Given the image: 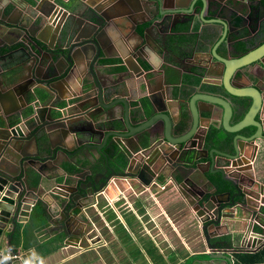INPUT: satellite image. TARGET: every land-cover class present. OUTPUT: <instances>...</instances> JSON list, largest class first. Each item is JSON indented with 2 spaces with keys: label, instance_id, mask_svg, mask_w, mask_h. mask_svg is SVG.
<instances>
[{
  "label": "water",
  "instance_id": "obj_1",
  "mask_svg": "<svg viewBox=\"0 0 264 264\" xmlns=\"http://www.w3.org/2000/svg\"><path fill=\"white\" fill-rule=\"evenodd\" d=\"M41 1L47 2V0ZM77 1L78 6L74 8L73 12L65 9L59 11L60 4L54 2L52 3L53 12L43 14L45 18H42L41 21H37V19L34 21L35 26L51 24L53 20L62 21L61 27L55 28L56 33L50 29L57 38L60 33V37L63 39L60 41L58 38V47L54 48V51L48 52L38 47L36 42L30 41L35 56L26 53L27 47L22 46L20 51L25 56V62L20 65L19 72L17 70L11 72L10 76L0 80V118L9 124L0 129V237L4 233H14L18 223L26 222L30 217V213H28L30 207L36 203L45 207L46 223H60L65 226L66 230H69V225L74 223L71 216H77L76 214L73 215L72 212L79 210L81 200L84 197H89L93 201L95 194H99L111 178L116 176L125 178L129 175H135L138 180L145 181L146 185L148 181L144 178L145 173L151 172L154 176L163 175L166 170L171 169V164L177 161L179 168L177 167L173 171L175 174L180 173V171L186 174V171L192 169L191 174L195 173L196 175L194 180L196 182L200 180L204 186L202 189L205 193H193L191 192L192 189L187 191L181 187L178 190L185 203L193 212H196L198 223L201 224H197V228L204 234V239L208 243L209 235L213 236L210 232L219 229V225L224 219L222 211L226 207L234 208L237 211L244 210L243 212L246 213L248 209L254 211L258 201L264 202V184L258 183L249 171L250 163L255 161L262 163L261 168L264 170V156L263 159L259 160L260 154L264 153V121L259 122L255 119L259 113L264 112V92L260 85L261 81L262 83L264 81V42L246 54L231 59L216 54L218 45L212 49L214 60L211 59L210 63L215 67L213 72L220 76L219 81L214 84L219 88L220 93L200 90L187 100L179 101L170 95L167 87L170 84L168 85L166 77L162 76L161 81L156 79L158 88L153 89L154 93H151L149 107L140 106L133 113L128 112L127 101L130 99H126L128 95H133L131 92L133 84L131 85L129 82L125 85V93L120 95L121 98H115L108 102L107 99H104L105 93L102 92V88L106 86L102 82L98 84L93 66L101 54H107L106 48H109V37L116 40L123 38L128 45V48H125V44L121 43L122 41L119 42L123 46L121 57L126 60L127 71L125 73L133 76L132 82L138 80L140 76L146 79L145 71L137 60L146 56L147 49L159 51L157 44L153 43L148 36L152 37L151 32L155 30L154 27L160 26L162 23L150 24L142 36L137 34L136 25L147 24L152 22L154 18L162 16L164 18L169 15L168 17H172L170 27L175 29V24L179 22L182 14L184 16L196 12L195 4L197 1L201 3V7H199L201 22L218 24V28L222 32L219 43L225 42L229 50L231 49V44H229L231 42L226 35L230 30H233L230 22L232 16H240L242 26H245L247 19H251L252 23L253 21L255 23L250 25L258 30L260 22L264 20V0L262 4H259L258 9L251 5L252 0ZM124 1L129 9L125 8ZM227 4L234 11L226 7L223 8ZM73 6L71 4L69 9L72 10ZM208 10L222 11L219 12L218 16L214 15V20L205 21L203 13ZM249 12H251V16L248 14ZM87 13L90 14V17H87ZM91 19L94 21L90 22ZM122 23L128 24L126 29L130 31L129 36L121 28L120 24ZM48 27L52 28L50 25ZM167 28V26H161V29ZM234 28L237 27L234 26ZM115 29L118 31L115 32ZM109 32H114L112 37L109 36ZM28 34L30 37H34L32 29L28 30ZM132 38H136L140 44L132 43ZM47 45L49 46V44ZM159 55L162 56V53ZM54 59L58 60L54 65V71L49 69L46 75H42L43 68H48V64ZM129 63H132L135 68L131 69ZM62 65L64 72H60ZM83 65H87V72H84ZM80 66L84 70L80 73V84L89 87L90 90H97L94 96L80 91L77 93L80 100L60 111L58 107L61 104L60 100L58 101V97L52 95L50 102L45 103L43 108L33 110L28 116L32 118L31 124L24 125V122L15 121L10 123L11 116H22L21 107L23 104L24 108L28 105V100L33 95L31 90L35 84L39 83L38 80L48 81L49 89H45V91L51 95L50 90L57 91V86L69 79L70 75L75 74L76 69L79 70ZM255 67L260 72L258 75L251 72ZM249 74L253 76L254 82L249 80ZM245 80L248 81L247 84L244 82ZM22 82L25 83L22 85ZM162 85L165 87L163 92L160 91ZM112 86L114 83H110V87ZM148 87H150L149 82L145 84V89ZM109 95L111 97L117 95V90L110 91ZM6 100H10L9 103L14 108L10 112L4 108ZM242 100L248 102V109L239 122L233 123V115L242 106L239 103ZM11 101L20 102V105L17 106ZM173 104L176 105L177 110L186 116H181L177 122L167 114L172 113ZM115 107L122 110L118 116H113L109 111L111 109L113 111ZM206 115L204 123H208V125L203 128L201 119H203L202 116ZM217 116H220V120L216 118ZM29 118L27 119L29 120ZM210 121L219 123V125L213 123L209 125ZM213 125L233 134L229 145L225 148V150L231 148L229 152L204 148L207 128ZM249 127L255 129L252 134L247 136L239 133ZM111 138L115 140L121 138L143 147L140 149L141 154H139L141 155V162L134 164L136 158L130 156L127 160V168L124 170L125 172L123 171L124 174L122 172L118 175L109 168V164L105 160L103 164L108 172L106 175L105 173H98L93 182L91 178L89 183L82 185H58L47 194L52 198V203L44 202L40 192L31 195L28 181L32 182L38 177V185H41L42 178L46 176L47 171L56 167L59 170L61 157L68 160L77 154L89 158L91 156L89 151L94 148L97 150V154L105 159L104 150L109 149L112 142ZM157 140L159 142L165 141V146L171 143L172 145L175 144V151L172 149H155L156 144L153 142ZM182 144L186 149L183 152L186 154L196 149L195 164L190 167L186 166V169L181 168L183 165L178 153ZM246 150L250 152L247 158L241 155ZM200 159H207L208 161L204 163L200 162ZM241 159L243 164L248 166L247 168L240 167ZM30 171H33V175L29 177L28 172ZM207 172L219 173L221 179L228 183L233 191L217 192L207 175L205 176ZM185 174H183L184 177ZM99 177L102 179L101 183L96 181V178ZM37 188L36 191L39 190ZM83 195L85 196L82 197ZM188 196L193 199L191 200ZM71 197L72 205L67 206L62 198L70 199ZM68 217L70 219H67ZM77 219L80 218L77 216ZM81 222L84 221L81 220ZM85 225V229L77 236L80 248L83 247L82 243H87L88 240L92 243L100 241L98 237L91 238L95 231L89 224ZM10 241L11 238L9 237L8 247L11 257L7 260L1 259L0 264H19L20 262L18 252L12 249ZM261 241L260 239L255 240L252 244L258 245Z\"/></svg>",
  "mask_w": 264,
  "mask_h": 264
},
{
  "label": "crops",
  "instance_id": "obj_2",
  "mask_svg": "<svg viewBox=\"0 0 264 264\" xmlns=\"http://www.w3.org/2000/svg\"><path fill=\"white\" fill-rule=\"evenodd\" d=\"M67 1L68 0H47V2H42L41 0H0V80L10 76L11 72H15L16 70L19 72L20 65L25 62V56L20 51L22 46L27 47V49L25 48L26 53L35 56V51L32 49L30 41L36 42L38 47L48 52H52L54 48L58 47V38L60 41H63V39L60 37V33L58 34V38L54 34L56 33L55 28H60L62 21L58 22L53 20L51 24H45L44 26H35L34 21L35 19L41 21L42 18H45L43 14L53 12L54 7L52 3L54 2L60 4L59 6H61V8L59 11L65 9L69 12H73L74 8L78 6V1ZM172 1L176 2V0ZM39 2L41 3L39 4ZM262 2L263 0H252L251 5L258 9L259 4H262ZM71 4L74 5L72 10L69 9ZM124 5L125 8L129 9L125 1ZM199 7H201V3L197 1L195 4L196 12L185 14L184 16L182 14L179 22L175 24V27H177L178 25L187 23L190 16L193 17L186 32H174V28L171 29L170 27L172 17H168L169 15L164 18L163 16L154 18L152 22L147 24L136 25L137 34L142 36L145 33V29L150 24L162 23L160 26H155V30H152L151 35L153 39L151 36H148L153 43L157 44L158 48L161 44L162 37L170 38L168 50H170L172 54L170 52L168 54L162 52V56H160L159 53H161V51H151V49H147L146 56L137 60L145 71L146 79L140 76L138 80L135 82L133 81L134 83L132 82L134 78L125 73L127 71V66L125 64L126 60L121 57L123 46L119 42L122 41L121 43L125 44L124 47L128 48L126 40L123 38L116 40L109 37V48H106L107 54H101L99 60L93 66V70L97 75L95 78L98 84L102 82L103 85L106 86L102 88V92L105 93V97H107H104V99H107L109 102V100L121 98L122 96L120 95L125 93V85L130 82L131 85L133 84V88H131L133 95H128L126 97L127 100L130 99L127 101L129 108L128 112H136L140 106L149 107L150 98L152 96L151 93H154L153 89L158 88L156 79L161 81L162 76L166 77V82L168 85L170 84L167 86L170 95L179 101L187 100L189 97L196 94L197 91H209L213 89V87H215V93H220L219 88L214 85L219 81L220 76L218 73L213 72L215 67L210 63L211 59L212 61L214 60L211 52L212 49L218 45L216 47V54L218 56L230 59L237 58L235 57L237 50H235L234 45H236L237 41L241 40L240 37H242L241 35L243 32L248 35V33H250V28L256 30V27L253 25H245L234 28V24L232 25L230 21L233 30H230L226 35L229 42H231H228L231 44V49H229V51L225 42L219 43L222 32L218 28V24L201 22L199 18L201 10ZM224 7L234 11L228 4L227 6H223V8ZM219 12L211 10L207 12L204 11L203 17L205 21H211L215 19L214 15H219ZM251 12H249L250 16L252 15ZM86 15L90 17L88 13ZM4 16H6V18H3ZM93 21L92 19L90 20V22ZM195 23H198L199 26L198 29L194 31ZM254 23L253 21L251 24ZM49 25L52 28H49ZM120 26L129 36L130 31L126 29L128 24L122 23ZM161 26H167L168 28L164 30L161 29ZM29 29H32L34 37H30L28 34ZM50 29L54 30L55 33L53 34ZM117 31L118 30L115 29V32ZM112 33L114 32H109V36L112 37ZM191 37L200 41V45H194L195 50L190 55L186 56L176 51L177 48L178 50L182 48L186 49L192 43L193 39H191ZM131 42L136 45L140 44L136 38H132ZM46 43L49 44V46ZM151 48L153 49V47ZM56 61L58 60L54 59V61L48 64V68H43L42 75H46L49 69H52L53 72ZM129 66L131 69L135 68L132 63H129ZM83 68L85 71L82 69V66H80L79 70L76 69L75 74L70 75L69 79L59 84L57 86L58 93L55 90H50L51 95L45 91V89H49L47 85L48 81L38 80L39 83L35 84L32 88L33 90H31L33 95L30 96L28 105L24 108L23 104L21 107L23 112L22 116H11L10 123L15 121L20 123L24 122V125L31 124L32 118L28 116L33 110L43 108L45 103L50 102L52 95L58 97V101L60 100L61 104L58 105L60 111L65 110L67 107L79 101L80 99L77 93L80 91L94 96L97 90H90L89 87L81 86L80 84L81 71L87 72L88 70L87 65H83ZM194 68L200 69L202 73L196 74L193 71ZM60 72H64V66ZM251 72L256 75L259 74L256 67ZM249 80L255 81L250 74ZM147 82H149L150 87L145 89V84ZM195 82L198 83L196 84ZM244 82L246 84L248 83L246 80ZM23 83L25 82H22V85ZM110 83H114V86L110 87ZM114 90H117V95L111 97V95H109L110 91ZM163 90H165V87L162 85L160 91L163 92ZM181 94L183 97H181ZM178 95L180 98H178ZM81 96L83 97V95ZM9 101L10 100H6L4 104V108L7 112L14 109ZM34 102L36 108L33 106ZM15 105H20V102H16ZM182 108H184V106H182ZM109 111L113 116H118L122 112L118 107H115L113 111L112 109ZM167 114L170 118L172 117L175 122H177L181 116L186 117L181 111L177 110L174 104L172 113ZM202 117L201 125L205 128L208 125V123H204V118H206L207 115ZM27 118H29V120ZM216 118L220 120V116ZM212 123L219 125V123L212 121L209 122V125H212ZM8 125L7 121L0 118V129ZM209 127L210 126H208V128ZM174 135L176 136L177 134ZM111 139L112 142L109 149L104 150V154L106 155L105 159H102L94 148L89 151L91 154L89 158L77 154L75 157H71L68 160L61 157L59 170L58 167H56L47 171L45 173V179L42 178L41 185H38V177V180L35 179L32 182L28 181L31 195L40 192L44 202L49 201L52 203V198L47 194L58 185H82L87 182L89 183L91 178L93 182L95 175L98 173H105L106 175L108 172L103 164L105 160L108 162L109 168L118 175L122 174L124 171L120 170L123 164H125L124 169L127 168V160L130 156L136 158L134 164L141 162V155L139 154H141L140 149L143 147L121 138H118L119 140H115L114 138ZM42 142H44V139H42ZM157 142L158 140L153 143L156 144ZM254 145L256 144L254 143ZM161 147L162 149H172L173 151L176 149V145H172V143L168 144V146L163 145L155 149H160ZM180 147L182 148L180 151L178 150V153L183 154L182 151L186 150L184 144ZM230 149L231 148L218 151L229 152ZM195 150L183 154L191 158V162L186 165L182 163L183 166L181 168L186 169V166L190 167L195 164ZM117 152L121 153L120 158L117 162L111 163L109 161V154H115ZM249 153V150H246L244 154L241 155L247 158ZM179 156L181 159V155ZM214 156L216 157V155ZM201 160L203 159H200V161ZM207 161L203 162L206 163ZM240 161L241 168L248 167L243 164L242 159ZM261 164L262 163L255 161L251 164V167L249 166V171H251V174H253L258 183L264 184V170L261 168ZM178 166L179 163L174 161L170 166L171 169L166 170L163 175L159 176H154L151 172H149L150 174L145 173L144 178L148 181L146 185L144 183L145 181L142 182L138 180L135 175H129L125 177V179H122L123 176L111 178L108 180L109 185L107 182L106 186L102 189L103 191L101 190L102 194L95 195L93 201L90 200L89 197H84L85 195L82 196L84 198L81 200L79 210L72 213L73 215L76 214L80 218V221L82 220L84 222L80 223L77 216H71V220L74 223L69 225V230H66L65 226L60 223H46L44 214L46 209L42 204L36 203L33 207H30L28 212L30 213V217H28L26 222L18 223L14 233H4L0 237V255L4 256L5 254H10L8 247V240L10 237L12 249L18 252L20 259L19 264H247V260H252L254 257L263 260L256 264H264L263 237H257V240L260 239L262 241L258 245L255 243V250H246L248 249L246 246L247 242L245 243L246 239L244 241L243 237L248 225L243 221V218L246 216L247 211L244 213V210L237 211L234 208L226 207V209L222 211L224 219L221 221L219 229L212 230L210 234L213 236L209 235L208 243L205 241L204 234L199 231L196 225L198 224V219L195 215L196 212H193L190 207L188 208L187 203H185L178 190L179 187H181L187 191H189L188 189H192L191 192L193 193H205L202 189L204 186L200 180H198L199 183L194 180L196 175L195 173L191 174L192 169L186 171V174L182 171L175 174L173 171L177 169ZM72 168H75L77 172H72ZM208 173L209 172H207L205 176ZM183 174H185V177ZM31 175H33V171L28 172V176L30 177ZM100 178L101 177L96 178V181L99 183L102 182ZM153 182L167 184L168 186L165 191L157 195L156 202L154 199L149 198L150 193L148 192L157 191L156 187L152 184ZM36 188L39 190L36 191ZM208 189L211 190V188ZM230 189L233 191L231 186ZM121 192L124 194L121 195ZM188 197H190L191 200L193 199L191 196ZM30 198L32 199L31 196ZM53 198L55 197L53 196ZM62 200L67 203V206L72 205V197L70 199L62 198ZM107 202L109 203V209L106 207ZM249 212L251 211L249 210ZM99 213L103 214L104 221L107 225L100 219ZM162 216H164L167 222V225H164V227H166L164 234L161 230L162 228L159 229L156 226L159 225L158 223L161 224L158 219H161ZM258 218L264 223L262 216H258ZM67 219L70 218L68 217ZM190 220L191 222L192 220L195 221L196 229H188L185 231V224L190 223ZM85 224L92 226L95 232L91 235V238H100V244L95 243L94 240V243L88 240L87 243H82V248L79 247L80 243L77 240V236L85 229ZM237 224L240 225L238 230L236 229ZM225 225L226 228H224ZM253 228L255 232L263 235V232L257 227ZM64 232H66V235H64ZM190 232L194 235L190 236ZM232 234L239 235L237 242H234L235 239ZM245 238H247V235ZM242 241H244V243ZM241 243H243V246H241ZM248 243L250 245V242ZM229 248L230 250H227ZM217 249L222 250L219 251L222 253L214 252Z\"/></svg>",
  "mask_w": 264,
  "mask_h": 264
},
{
  "label": "trees",
  "instance_id": "obj_3",
  "mask_svg": "<svg viewBox=\"0 0 264 264\" xmlns=\"http://www.w3.org/2000/svg\"><path fill=\"white\" fill-rule=\"evenodd\" d=\"M193 17H189L188 22L184 23L182 25H178L177 27H175V29L173 30L174 32H178V31H183L186 32V29L189 28V24L192 21ZM234 24L235 25H239L240 24V19L238 18H234ZM199 24L195 23L194 26V31L198 29ZM241 40L236 43V56L235 57H239L240 55H243L245 53H247L251 48L256 47L258 44L264 42V23L261 25L259 31L257 32L256 36L253 39H245L246 34L243 32ZM191 39H193V37H191ZM194 45L199 46L200 45V41H197L196 39L192 40V43L186 48H182L181 50H179L182 54L184 55H190L194 50ZM196 74H201L202 71L198 68H194L193 70ZM196 84L198 82H195ZM180 95V94H179ZM178 95V96H179ZM186 95V94H185ZM184 95V96H185ZM181 97L182 94H181ZM180 98V96L178 97ZM240 105H242V107L235 113V115H233V123L238 122L240 119L243 118L244 114L246 113L247 109H248V102L245 100H242L239 102ZM233 137V134L228 133L226 131H224L221 127H216V126H210L207 130L206 136H205V140H204V148L206 150H211V149H217V150H225V148L229 145L231 139ZM193 154V153H192ZM121 153L117 152L115 154H109V161L112 163L117 162V160L120 158ZM205 162L207 161V159H203L200 162ZM187 163L191 162V158L188 157L187 161H185ZM123 168V169H122ZM122 168H120L121 171L125 170V164L122 165ZM72 172H77V170L75 168H72ZM208 179L210 180V182L213 184V186L216 188L217 192H225V191H231L230 189V185L226 182H224L219 173H208L207 174ZM260 255V254H259ZM252 261V263H251ZM263 260L258 258V257H254L252 260H247V264H253V263H260Z\"/></svg>",
  "mask_w": 264,
  "mask_h": 264
},
{
  "label": "built area",
  "instance_id": "obj_4",
  "mask_svg": "<svg viewBox=\"0 0 264 264\" xmlns=\"http://www.w3.org/2000/svg\"><path fill=\"white\" fill-rule=\"evenodd\" d=\"M261 87L263 88V92H264V82L261 85ZM263 102H264V100H263ZM33 104H34L33 105L34 108H36L35 102ZM262 121H264V114L262 115ZM163 144H165V142L162 141L159 144H157V147L162 146ZM122 179H125V178H122ZM152 184L156 187L157 191H153V192L148 191L150 193L149 198L154 199V201L156 202L157 195L160 192L165 191L168 186H167V184H160V183L158 184L156 182H153ZM108 185H109V182H108ZM102 191H100L99 194H102ZM99 194H95V195H99ZM123 194L124 193L121 192V195H123ZM106 207L109 209V203L108 202L106 204ZM111 208L113 209L112 206H111ZM99 216H100V219L104 222V224L107 225L105 223V221H104L103 214L102 213H99ZM258 216H262L263 217L262 220L264 219V202H259L258 201L257 202V206L255 207V210L249 212V209H248L246 216H244V218H243V221H245L247 223V225H248V226L246 225L247 226V229H246L245 235L243 237L244 241L246 239V241H245V243L247 242L246 243V246L248 245L247 246L248 249H246L247 251H253V250L256 249L255 244L252 246V242L255 241V240H257V237L258 238L259 237H261V238L263 237L264 238V223H262L259 220ZM198 224L201 225L200 223H198ZM253 227H257L259 230H261V232H263V235H260L258 232H255ZM246 235H247V238H245ZM244 241H242V242L244 243ZM248 242H250V245H249ZM95 243L100 244V241L99 242H95ZM243 243H241V246H243ZM227 250H230V248L227 249ZM219 251H222V250H218L217 249L214 252H216V253H222V252H219ZM231 251H234V250H231ZM10 257L11 256L9 254L8 255L5 254L4 256L3 255H0V259H4V260L10 259Z\"/></svg>",
  "mask_w": 264,
  "mask_h": 264
},
{
  "label": "flooded vegetation",
  "instance_id": "obj_5",
  "mask_svg": "<svg viewBox=\"0 0 264 264\" xmlns=\"http://www.w3.org/2000/svg\"><path fill=\"white\" fill-rule=\"evenodd\" d=\"M249 14V13H248ZM250 15V14H249ZM234 18H238V19H240V24L239 25H235L234 24ZM231 22L234 24V26H236L237 28H238V26L240 27V26H242V19L240 18V16H232V18H231ZM245 25H248V26H250V24L252 23V21H251V19H247L246 21H245ZM264 23V20H262L261 22H260V25H259V29H260V27H261V25ZM259 29L257 30V28H256V30H250V33H248V35H246V37L247 38H245V39H253L255 36H256V34H257V32L259 31ZM170 38L169 37H162L161 38V44L159 45V48H158V50L159 51H161V53L163 52V53H166V54H168L169 52L172 54V52L170 51V50H168V45L170 44ZM239 41H237V43H238ZM166 45H167V48H166ZM161 46V47H160ZM234 48L236 49V46L234 45ZM233 48V49H234ZM250 50H252V48L250 49ZM249 50V51H250ZM176 51H178V52H180L179 50H178V48H177V50ZM248 51V52H249ZM246 54V53H245ZM244 55V54H243ZM240 56H242V55H240ZM148 70V69H147ZM259 72V71H258ZM260 73V72H259ZM264 82V81H263ZM263 83H262V81H261V83H260V85H262ZM214 88L215 87H213V89H211V90H209V91H211L212 93H215V91H214ZM242 106H240V108H241ZM264 114V112L263 113H259L258 115H257V117L255 118L257 121H261L262 122V115ZM241 120V119H240ZM239 120V121H240ZM238 121V122H239ZM237 123V122H236ZM255 131V129L254 128H251V127H249V128H247V129H244V130H241L239 133L240 134H243V135H250V134H252L253 132ZM162 142V141H161ZM160 142L158 141L157 143H156V145H155V147H157V144H159ZM153 144V143H152ZM164 145V144H163ZM162 145V146H163ZM165 146V145H164ZM162 148V147H161ZM182 148V147H181ZM181 148L179 149V151L181 150ZM183 152V151H182ZM185 152H183V154H184ZM183 154H179V155H181V163H183V164H188L187 162H185V161H187V159H188V156H185V155H183ZM253 162H251L250 163V166H251V164H252Z\"/></svg>",
  "mask_w": 264,
  "mask_h": 264
},
{
  "label": "rangeland",
  "instance_id": "obj_6",
  "mask_svg": "<svg viewBox=\"0 0 264 264\" xmlns=\"http://www.w3.org/2000/svg\"><path fill=\"white\" fill-rule=\"evenodd\" d=\"M263 158V154H260V156H259V160H261ZM188 206V205H187ZM188 208H189V206H188ZM159 218V217H158ZM158 220H160V222H161V224L160 223H158L159 225H160V227H159V225H156L159 229H161L162 230V232H163V234H164V230H165V228L166 227H164V225H167V222H166V220L164 219V216H162V218L161 219H158ZM197 225V224H196ZM196 225H195V221L194 220H192V222H191V220H190V223H186L185 224V227H184V229H186L185 231H187L188 229H196ZM168 227V226H167ZM244 227V226H243ZM240 228V225L239 224H237V226H236V229L238 230ZM191 231V230H190ZM192 232V231H191ZM191 232L189 233L190 234V236H192V235H194V234H191ZM233 235V234H232ZM238 237H239V235H236V234H234L233 235V238L235 239V241L234 242H237V240H238ZM205 259V258H204ZM205 260H208V259H205Z\"/></svg>",
  "mask_w": 264,
  "mask_h": 264
}]
</instances>
